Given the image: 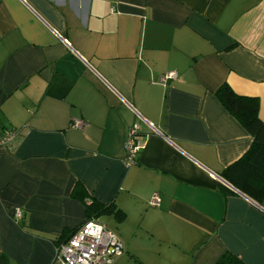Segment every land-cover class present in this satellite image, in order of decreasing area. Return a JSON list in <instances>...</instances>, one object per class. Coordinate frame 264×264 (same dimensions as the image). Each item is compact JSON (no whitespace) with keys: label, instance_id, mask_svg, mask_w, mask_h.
I'll return each instance as SVG.
<instances>
[{"label":"crops","instance_id":"crops-1","mask_svg":"<svg viewBox=\"0 0 264 264\" xmlns=\"http://www.w3.org/2000/svg\"><path fill=\"white\" fill-rule=\"evenodd\" d=\"M225 84L264 122V0H0V264H59L92 217L113 264H264V199L222 177L253 143Z\"/></svg>","mask_w":264,"mask_h":264},{"label":"trees","instance_id":"trees-1","mask_svg":"<svg viewBox=\"0 0 264 264\" xmlns=\"http://www.w3.org/2000/svg\"><path fill=\"white\" fill-rule=\"evenodd\" d=\"M216 97L253 139L246 155L225 169L222 177L235 189L260 203L264 199V122L259 119V100L238 96L227 84L217 91ZM221 191L227 195L231 194L225 187H222ZM104 210L107 209L100 210V206L95 204L89 208V211L100 213ZM216 264L246 263L226 251Z\"/></svg>","mask_w":264,"mask_h":264},{"label":"built area","instance_id":"built-area-1","mask_svg":"<svg viewBox=\"0 0 264 264\" xmlns=\"http://www.w3.org/2000/svg\"><path fill=\"white\" fill-rule=\"evenodd\" d=\"M177 78L176 72H170L160 78V83L165 85L168 80ZM76 126L79 127L80 123H76ZM152 130L154 133L163 136L153 126ZM139 135V124H134L127 132L125 143L127 167L137 163V158L144 149V144ZM19 136L17 131H6L0 137V146L13 145L20 138ZM160 203L159 195H154L151 205L158 207ZM15 214L17 217H21L19 210ZM123 254L124 247L119 238L98 219H90L68 241L57 247L56 260L59 264H113Z\"/></svg>","mask_w":264,"mask_h":264},{"label":"water","instance_id":"water-1","mask_svg":"<svg viewBox=\"0 0 264 264\" xmlns=\"http://www.w3.org/2000/svg\"><path fill=\"white\" fill-rule=\"evenodd\" d=\"M225 185L228 186L229 188L233 189L237 193L241 194L237 189H235L233 186H231L229 183L225 182Z\"/></svg>","mask_w":264,"mask_h":264},{"label":"rangeland","instance_id":"rangeland-1","mask_svg":"<svg viewBox=\"0 0 264 264\" xmlns=\"http://www.w3.org/2000/svg\"><path fill=\"white\" fill-rule=\"evenodd\" d=\"M102 222L108 227V229H110V227L107 225V223L104 220Z\"/></svg>","mask_w":264,"mask_h":264}]
</instances>
